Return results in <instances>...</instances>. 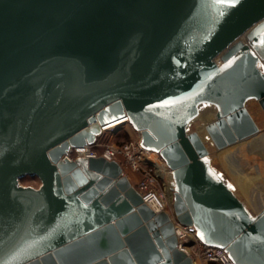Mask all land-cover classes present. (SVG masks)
Listing matches in <instances>:
<instances>
[{"label":"water","instance_id":"95a60500","mask_svg":"<svg viewBox=\"0 0 264 264\" xmlns=\"http://www.w3.org/2000/svg\"><path fill=\"white\" fill-rule=\"evenodd\" d=\"M250 98L264 111V0H0V264H194L175 220L233 264H264V206L189 128L209 103L216 148L246 138ZM122 117L170 168L174 217L118 160L66 156Z\"/></svg>","mask_w":264,"mask_h":264},{"label":"rangeland","instance_id":"374dc122","mask_svg":"<svg viewBox=\"0 0 264 264\" xmlns=\"http://www.w3.org/2000/svg\"><path fill=\"white\" fill-rule=\"evenodd\" d=\"M245 106L259 129L256 133L225 147L216 148L204 129V123L214 117V109L211 104L204 103L201 105L199 115L191 121L189 128L196 130L201 135L208 149V158L221 171L224 179L231 185L249 210L255 212L264 206V111L254 98L248 99ZM139 136L140 132L130 122H127L117 127L114 133L103 136V140L119 143L125 140L135 141L139 139ZM153 157L158 163L164 161L159 158V155ZM124 168L123 172L125 171L124 173L134 183L140 173H135L128 167ZM163 170V174L158 173L155 186L164 193L168 202L167 210L173 212V193L170 195V187L166 185L169 174L167 169ZM19 182L37 187L40 180L37 176L24 175L19 179ZM190 254L196 259L197 264H211L209 260H204L202 256L197 254L195 248H190ZM213 262V264H222L219 261Z\"/></svg>","mask_w":264,"mask_h":264},{"label":"built area","instance_id":"2783aa9c","mask_svg":"<svg viewBox=\"0 0 264 264\" xmlns=\"http://www.w3.org/2000/svg\"><path fill=\"white\" fill-rule=\"evenodd\" d=\"M127 122H129L128 118L125 123ZM105 125L101 127V132L92 143L74 146L70 148L66 156L73 159L77 156L88 158L100 155L106 159L118 160L122 169L128 167L135 173H140V176L132 184L140 192L143 201L154 211L165 210L174 217L173 212L167 210L168 202L166 201L164 193L155 186L158 180L156 164L159 166L161 165L162 169H167L169 175L171 174L170 168L164 161L158 163V161L154 159L152 153H156V155L159 154L156 151L145 148L140 142V136L139 139L135 141L125 140L119 143L104 141L103 136L109 133L112 134L117 130V127L105 128ZM175 232L179 246L187 253L190 254V248H195L196 253L202 256L204 260L219 261L222 264H233L224 248L204 243L199 238L193 224L184 225L175 220ZM192 258L195 264L196 259L193 256Z\"/></svg>","mask_w":264,"mask_h":264},{"label":"bare ground","instance_id":"6f19581e","mask_svg":"<svg viewBox=\"0 0 264 264\" xmlns=\"http://www.w3.org/2000/svg\"><path fill=\"white\" fill-rule=\"evenodd\" d=\"M127 120V118L126 117H122V118H115V119H112V120H109V121H107L106 122V125L104 126L105 128H107V127H119V126H122V125H124V123H125V121ZM152 155L154 156V155H156V153H152ZM160 160V159H159ZM156 166H157V172L159 173V174H163V169H162V167H161V165L159 166V165H157L156 164ZM125 169V168H124ZM125 172V171H124ZM158 174V175H159ZM167 175V174H166ZM160 177H161V175H160ZM168 177H169V179H168V182L166 183V185H168V187H170V189H169V193H170V195L173 193V181H172V176H171V174L170 175H168ZM195 264H196V261H195Z\"/></svg>","mask_w":264,"mask_h":264},{"label":"snow or ice","instance_id":"6c2138e0","mask_svg":"<svg viewBox=\"0 0 264 264\" xmlns=\"http://www.w3.org/2000/svg\"><path fill=\"white\" fill-rule=\"evenodd\" d=\"M241 0H219V3L226 5L227 7H234L239 4ZM223 15V13H221Z\"/></svg>","mask_w":264,"mask_h":264},{"label":"trees","instance_id":"16d2710c","mask_svg":"<svg viewBox=\"0 0 264 264\" xmlns=\"http://www.w3.org/2000/svg\"><path fill=\"white\" fill-rule=\"evenodd\" d=\"M211 264H213L214 262L213 261H210Z\"/></svg>","mask_w":264,"mask_h":264}]
</instances>
